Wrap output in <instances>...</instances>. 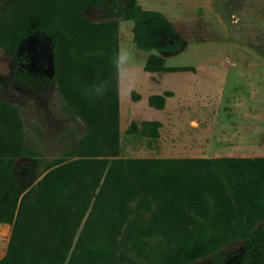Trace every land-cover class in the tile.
Wrapping results in <instances>:
<instances>
[{
    "label": "trees",
    "instance_id": "1",
    "mask_svg": "<svg viewBox=\"0 0 264 264\" xmlns=\"http://www.w3.org/2000/svg\"><path fill=\"white\" fill-rule=\"evenodd\" d=\"M113 1L0 0V47L14 61L15 80L43 91L57 79L87 124V133L77 145L78 157L49 169L35 183L37 160L22 145L18 108L0 99V222L12 225L0 264H63L65 247L90 205L89 215L109 211L113 218L131 213L125 234L139 252L144 238L164 227L185 234L195 225L226 231L261 219L260 224L243 229L238 250L217 254L205 264H264V156L116 157L117 91L110 59L118 48L119 23L114 18L121 15L133 21L132 39L143 51L176 52L183 40L160 12L142 11L136 0H121L114 12ZM88 5L100 6L110 18L87 19L82 11ZM64 30L71 34L66 40ZM38 35L47 42L51 75L29 68L26 45ZM143 69L192 70L168 66L154 52L147 56ZM100 82L110 84L103 98L87 94V89ZM171 96V90H164L150 95L147 102L162 109ZM131 97L139 100L140 95L133 91ZM160 126L158 120H143L140 131L156 140ZM136 130L131 123L128 131ZM21 156L29 160L23 164L24 182L18 176Z\"/></svg>",
    "mask_w": 264,
    "mask_h": 264
},
{
    "label": "rangeland",
    "instance_id": "2",
    "mask_svg": "<svg viewBox=\"0 0 264 264\" xmlns=\"http://www.w3.org/2000/svg\"><path fill=\"white\" fill-rule=\"evenodd\" d=\"M136 2L142 11L163 14L182 37L183 45L172 53L140 50L132 39L133 21L121 15L114 18L119 23L117 45L134 52L139 73L131 92L117 93L116 157L263 156L264 0ZM121 4V0H114L110 7L117 12ZM82 14L95 22L110 18L94 5L86 6ZM69 37L64 30V40ZM26 46L31 55L30 70L51 75L44 36H36ZM151 52L163 56L168 66H189L192 70L146 72L143 66ZM13 64L0 47V99L18 108L22 145L37 160L36 183L49 169L78 157L77 145L87 133V124L61 82L54 79L51 86L37 91L32 84L15 80ZM164 90H171L173 96L166 98L163 108L150 106L148 97ZM133 91L140 95L139 100L132 99ZM143 120L161 123L156 140L141 133ZM131 123L137 127L134 132L128 131ZM17 161L18 176L24 182L23 164L29 160L21 156ZM90 209L91 205L65 247L63 264H205L217 254L238 250L243 229L262 222L257 218L226 231L195 225L189 234L164 227L148 234L139 252L125 234L131 213L112 218L109 211L89 215ZM11 232V224L0 222V258L7 251Z\"/></svg>",
    "mask_w": 264,
    "mask_h": 264
},
{
    "label": "clouds",
    "instance_id": "3",
    "mask_svg": "<svg viewBox=\"0 0 264 264\" xmlns=\"http://www.w3.org/2000/svg\"><path fill=\"white\" fill-rule=\"evenodd\" d=\"M110 63L114 69L117 93L119 94L121 91L131 92L139 79L134 52L128 47L120 46L111 57ZM109 88L108 82H100L92 85L86 92L95 98H103Z\"/></svg>",
    "mask_w": 264,
    "mask_h": 264
},
{
    "label": "crops",
    "instance_id": "4",
    "mask_svg": "<svg viewBox=\"0 0 264 264\" xmlns=\"http://www.w3.org/2000/svg\"><path fill=\"white\" fill-rule=\"evenodd\" d=\"M251 72H257V70H252ZM252 136H253V135H252ZM252 136H251V137H252ZM239 156H241V155H239ZM263 156H264V155H263ZM241 157H253V156H248V155H246V156L244 155V156H243V155H242Z\"/></svg>",
    "mask_w": 264,
    "mask_h": 264
}]
</instances>
